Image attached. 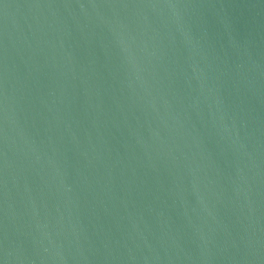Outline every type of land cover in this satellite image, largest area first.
Returning <instances> with one entry per match:
<instances>
[{"label": "water", "instance_id": "95a60500", "mask_svg": "<svg viewBox=\"0 0 264 264\" xmlns=\"http://www.w3.org/2000/svg\"><path fill=\"white\" fill-rule=\"evenodd\" d=\"M0 264H264V0H0Z\"/></svg>", "mask_w": 264, "mask_h": 264}]
</instances>
